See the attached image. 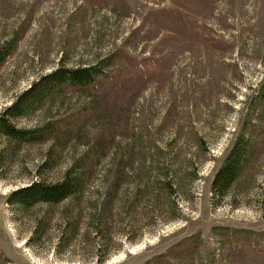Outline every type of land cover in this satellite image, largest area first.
<instances>
[{
	"label": "rangeland",
	"instance_id": "1",
	"mask_svg": "<svg viewBox=\"0 0 264 264\" xmlns=\"http://www.w3.org/2000/svg\"><path fill=\"white\" fill-rule=\"evenodd\" d=\"M17 30L23 32L20 46L0 71V112L40 77L121 50L142 72L120 58L116 79L98 93L66 89L54 103L18 119L17 126L33 128L86 104L93 107L76 135L54 140L66 148L54 154L52 169L39 170L52 143L23 146L9 158L6 139H0V162L9 159L0 168V264H264V251L224 232H264V135L232 192L221 197L212 191L247 97L264 81V0H0V45ZM143 132L166 142L181 134L184 170L191 173L177 198L176 219L165 222L164 205L146 200L137 213L140 224L131 225L128 213L124 221L115 216L105 230L109 241L101 246L88 219L90 204L103 191L94 180L77 201L80 221L72 242L65 243V204L24 210L7 202L31 181H60L95 138L109 133L110 149L124 148ZM197 133L204 148L194 140ZM189 159L199 172L193 181ZM108 165L107 159L102 169ZM191 236L199 238L196 252L173 250Z\"/></svg>",
	"mask_w": 264,
	"mask_h": 264
},
{
	"label": "trees",
	"instance_id": "2",
	"mask_svg": "<svg viewBox=\"0 0 264 264\" xmlns=\"http://www.w3.org/2000/svg\"><path fill=\"white\" fill-rule=\"evenodd\" d=\"M22 38L23 32L17 30L10 39L1 43L0 71L9 58L16 54ZM120 58L126 60V63L130 62L138 74L142 72L139 62L133 59L130 61L128 55L121 50L120 53L109 54L86 67L76 69L61 67L40 77L30 89L20 94L10 107L0 112V139H6L7 156L14 157L23 146L52 143L39 170L52 169L58 162L54 160L58 158L54 154L60 155L66 148L63 147L64 143L61 140L58 143L54 140L61 137L71 139L76 135L80 130L79 125L83 124L86 117L91 116L93 107L86 104L76 113L66 112L61 116L50 117L47 122L33 128L17 126L18 119L28 118L33 112L54 103V100L66 89L90 92L94 90V93H98L108 81L116 79L114 67ZM146 64L148 65V62ZM150 64L152 69H156L154 61ZM244 110L245 115L241 118L237 136L215 170L212 182L215 196L229 195L257 156L260 137L264 135V81L247 97ZM177 133L166 142L162 138L157 139L153 132H143L133 139L134 145L126 140L123 144L124 148L119 146L113 149H110L113 136L109 133L95 138L94 141L84 144V150L73 158V162L65 170L60 181L50 183L38 179L31 181L28 185L14 190L7 198V202L24 210L33 209L37 205L50 207L65 204L61 227L63 237L60 239L66 241L65 243L72 242L74 237L69 236L78 228L81 211L76 207L77 201L84 196L86 188L94 180L101 181L103 191H99L98 198L90 204L91 213L88 219L91 227L95 229L94 234L102 242L101 246L109 241V234L105 230L115 216L125 218L128 213L131 225L140 224L137 213L146 200L151 199L155 207L160 202L164 205V208L160 209L165 212L162 215L165 222L176 219L181 212L177 198L187 189L186 181L189 180L187 176L191 173L184 170V161L187 159L179 147L181 136L179 137L180 133ZM194 140L199 148L206 146L204 139L198 133ZM205 150L207 151V148ZM2 157L4 156L0 154V159ZM107 159L109 165L102 169ZM8 160H5L4 164L0 162L2 165L0 168L8 164ZM189 163L193 166L191 179L193 181L198 178L199 172L194 168V159H189ZM124 189L126 191L122 196L121 192ZM167 207L168 211H171L168 215ZM146 209L148 210V207ZM148 214L149 210L146 215ZM124 218L122 221L125 220ZM151 219L154 220L153 217ZM42 222L39 220V223ZM39 226V224L36 226L35 234ZM224 232L229 234L228 236L242 238V241H246L250 248L258 252L264 251V232L246 233L241 230ZM181 247L190 249L189 252H196L200 247L199 238L188 237L184 244L180 243V247L175 246L173 250L176 251Z\"/></svg>",
	"mask_w": 264,
	"mask_h": 264
},
{
	"label": "bare ground",
	"instance_id": "3",
	"mask_svg": "<svg viewBox=\"0 0 264 264\" xmlns=\"http://www.w3.org/2000/svg\"><path fill=\"white\" fill-rule=\"evenodd\" d=\"M116 260V259H115ZM112 264V263H111Z\"/></svg>",
	"mask_w": 264,
	"mask_h": 264
}]
</instances>
